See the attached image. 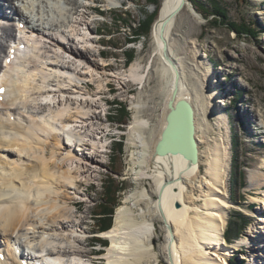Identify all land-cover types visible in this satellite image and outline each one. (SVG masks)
<instances>
[{
    "label": "bare ground",
    "instance_id": "obj_1",
    "mask_svg": "<svg viewBox=\"0 0 264 264\" xmlns=\"http://www.w3.org/2000/svg\"><path fill=\"white\" fill-rule=\"evenodd\" d=\"M102 1L106 6L124 2L0 0V264H94L86 250L89 233L74 206L76 198L86 197L79 185L95 180L103 168L107 144L102 136L110 130L102 127L101 92L92 94L89 87L96 83L101 91L111 79L122 89L127 81L142 86L131 103L127 148L135 179L149 182H138L116 209L113 227L101 233L110 241L105 264H228L237 250L225 246L232 127L219 100V75L198 55V40H184L186 32L178 27L191 2L185 0L181 8L183 0H163L148 61L140 51L128 71L109 76L107 64L98 61L92 27L95 4ZM176 89L177 99L194 108L198 145L200 121L205 127L206 150L199 149L197 165L155 154ZM157 108L159 129L152 123ZM247 113L264 134V111ZM204 153L206 172L201 173ZM253 188L264 195V158L251 173L248 189ZM256 200L264 205V197ZM259 216L238 244L248 245L249 264H264V226L259 227L264 213ZM17 251L23 252L21 261Z\"/></svg>",
    "mask_w": 264,
    "mask_h": 264
},
{
    "label": "rangeland",
    "instance_id": "obj_2",
    "mask_svg": "<svg viewBox=\"0 0 264 264\" xmlns=\"http://www.w3.org/2000/svg\"><path fill=\"white\" fill-rule=\"evenodd\" d=\"M217 1L221 7L227 10L231 22H246L247 25L252 27L256 36L253 34V36L239 38L228 26L214 24L215 20L212 17L206 19L205 15L198 11L191 1L193 8L187 7L182 11L179 16L178 27L186 32L187 36H183L184 40L188 41L190 38L198 40V55L203 58L201 59L204 63L208 64L209 62L212 65L213 72L219 75L216 78L217 82L213 79V75L211 80L213 82L215 80L216 85L222 83V86L218 87L219 90H222L221 94H223L219 100L226 104L222 109L230 117L233 141L231 170L225 179L230 201L225 237H231L232 241L228 243L226 240L227 244L225 246L228 249H234V247L237 249L231 252L232 255L228 257L227 261L228 264H231V260H234V257L237 256L245 264H249V258L247 257L249 249L246 248L248 245L238 246V244L248 235L249 231L253 230V226L260 218L259 214L264 213L263 203L256 200V198L263 199V189H248L251 182V173L259 170V166L263 163L264 134L257 126L260 122L257 123L258 120L247 113L249 110L253 113H258L259 109L264 111V0ZM159 2L162 6L163 0H159ZM202 2L205 8L210 9L213 1L202 0ZM155 13L156 6L153 4V0H124L122 4L112 6H106L103 1L95 4L92 27L99 42L98 51L101 52L98 61L107 64L109 76L112 72L122 74L124 71H128L135 59L140 57V51H143L141 55L146 56L145 60L148 61L151 32L159 18L160 11L158 18L151 25L150 33L147 36L139 34L144 23L146 24ZM179 34L181 33L179 32ZM179 43L181 46L184 45L182 40ZM249 50H254L257 54L251 55ZM231 65H234L235 69H230ZM226 66L230 67H228L227 70L229 71L227 72L221 69H226ZM242 78L250 79V83L243 82L241 84L240 81H237L242 80ZM109 81L106 83L107 88L101 91H99L100 89L96 83H91L89 87L92 94L101 92L100 99L106 104V110L102 111L100 115L103 122L101 123L104 125L102 127L106 129L109 126L110 128L107 135L102 136L107 144L105 154L101 159L103 168L99 171L95 180L85 181L79 185L81 192L86 194V197L83 200L76 198L74 206V212L81 220L82 227L89 233L86 250L88 251L87 256L94 264H105L104 254L110 245V241L106 238L103 239L102 232H99L100 220L103 217L96 216V212L100 210V206L103 204L105 181L112 177L110 180L115 181L119 186L124 184L123 191L118 195L119 205L116 209L122 204L124 198L136 188L138 182H149L148 180L138 181L135 179L131 170L133 168V162L131 161L132 149L127 148V129L134 113L131 103L142 91V86L127 81L126 88L122 89L118 81L116 82L113 79ZM155 83L156 80L153 79L150 87L146 88L147 92ZM145 101L147 99L144 98ZM119 102L125 104L128 112L125 123L119 122V117H116L115 114L117 111H114L120 109V106L114 104ZM155 102L157 103V100ZM252 104H255V106L252 107ZM161 115L162 111L159 108L152 113V123L157 124V129H159L158 120ZM210 122L213 123L214 119L210 118ZM200 124L199 149L204 152L206 150V141L203 138L205 127L201 121ZM214 132H211V134ZM119 144L122 146V153L117 152ZM203 160L204 165H202L201 173L206 172L205 153ZM114 172H117V174ZM194 194L199 196L197 191ZM197 204H202V200H199ZM116 209L114 210L112 225L114 224ZM101 210L103 209L101 208ZM238 213L242 216L235 215ZM241 218L247 223L242 228L241 233L237 235L233 223L240 228ZM263 226L264 224H261L259 227ZM103 242H107V245L105 246ZM161 264H164L163 261Z\"/></svg>",
    "mask_w": 264,
    "mask_h": 264
},
{
    "label": "trees",
    "instance_id": "obj_3",
    "mask_svg": "<svg viewBox=\"0 0 264 264\" xmlns=\"http://www.w3.org/2000/svg\"><path fill=\"white\" fill-rule=\"evenodd\" d=\"M192 2V4L194 5V7L200 11L203 15H205L204 17L206 19H210V17H212L214 21V24L219 25H226L230 28L231 31H233L239 38L240 37H244V36H253V34L255 35L252 27L250 25H247L246 22H242V23H233L229 20V17L227 15V10L223 7H221L220 3L217 0H212L213 2L211 3V8H205L203 6V2L202 0H190ZM153 4L156 6V13L154 14V16H152V18H150L147 23L143 25V27L140 29V34L139 35H143V36H147L150 31H151V25L155 22V20L158 18V13L160 11L161 8V4L159 2V0H153ZM207 9V10H206ZM256 36V35H255ZM115 105L120 106V109L114 110L117 111L115 112L116 117H119L118 119L120 120V123H125L126 119L125 117H127L128 112L126 111V106L123 103H114ZM120 146L117 149L118 153H122V149H121V144H119ZM117 174V172H114ZM109 177L108 180L105 181L104 183V192H103V200L101 204L102 206H100V210L96 212V216L97 217H103L101 221V226L99 228V232H106L108 230H110L113 225L111 224L112 222V218H113V214H114V210L116 209V207L119 205V198L118 195L120 194L121 191H123L124 188V184H122L121 186H119L118 183H116L115 181L110 180ZM101 208L103 210H101ZM235 215H241L240 213L235 214ZM242 216V215H241ZM242 219V223H241V227L239 228L235 223H233L234 225V229L236 230L237 235H239L241 233V231L243 230L242 228L246 225V221ZM236 225V226H235ZM236 227V228H235ZM225 239L228 241V243L232 241V238L227 236L225 237ZM103 244L106 246L107 242H103ZM231 264H245L244 261H242L241 259H239V257L235 256L234 260H231L230 262Z\"/></svg>",
    "mask_w": 264,
    "mask_h": 264
},
{
    "label": "water",
    "instance_id": "obj_4",
    "mask_svg": "<svg viewBox=\"0 0 264 264\" xmlns=\"http://www.w3.org/2000/svg\"><path fill=\"white\" fill-rule=\"evenodd\" d=\"M185 0L181 8L184 6ZM178 78V76H177ZM174 90L167 104L165 125L155 146V154L160 157H182L189 166L199 162V145L196 138L194 108L186 99H177Z\"/></svg>",
    "mask_w": 264,
    "mask_h": 264
}]
</instances>
